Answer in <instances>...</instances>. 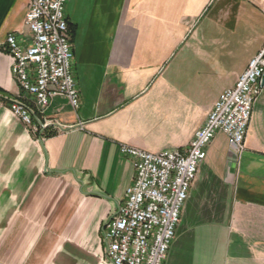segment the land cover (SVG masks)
<instances>
[{
    "label": "crops",
    "instance_id": "crops-1",
    "mask_svg": "<svg viewBox=\"0 0 264 264\" xmlns=\"http://www.w3.org/2000/svg\"><path fill=\"white\" fill-rule=\"evenodd\" d=\"M27 10L0 0V264H111L103 227L135 174L120 145L188 147L264 50V0H68L80 103L53 96L42 141L4 101ZM163 264H264V84L243 150L207 147Z\"/></svg>",
    "mask_w": 264,
    "mask_h": 264
},
{
    "label": "built area",
    "instance_id": "built-area-1",
    "mask_svg": "<svg viewBox=\"0 0 264 264\" xmlns=\"http://www.w3.org/2000/svg\"><path fill=\"white\" fill-rule=\"evenodd\" d=\"M67 2L28 0L25 24L31 33L30 44L21 45L14 33L4 44L20 90L18 96H7L4 101L40 141L51 125L45 111L53 96H67L75 108L80 103ZM263 76L264 50L250 60L236 84L220 94L185 149L152 152L120 145L135 174L126 199L103 227L106 258L111 264L164 263L182 208L215 135L224 132L234 153L243 150L253 107L263 90Z\"/></svg>",
    "mask_w": 264,
    "mask_h": 264
},
{
    "label": "trees",
    "instance_id": "trees-1",
    "mask_svg": "<svg viewBox=\"0 0 264 264\" xmlns=\"http://www.w3.org/2000/svg\"><path fill=\"white\" fill-rule=\"evenodd\" d=\"M69 26H70V24H69ZM70 29H71V27H70ZM71 32H72V29H71ZM46 131H47V130H46ZM46 131H45V134H46V135H49L50 133H52V132H48V131L46 132Z\"/></svg>",
    "mask_w": 264,
    "mask_h": 264
},
{
    "label": "water",
    "instance_id": "water-1",
    "mask_svg": "<svg viewBox=\"0 0 264 264\" xmlns=\"http://www.w3.org/2000/svg\"><path fill=\"white\" fill-rule=\"evenodd\" d=\"M262 83L264 84V76H263V78H262Z\"/></svg>",
    "mask_w": 264,
    "mask_h": 264
}]
</instances>
